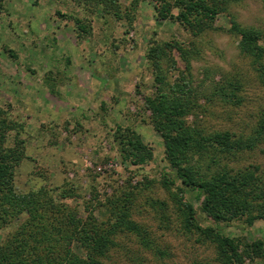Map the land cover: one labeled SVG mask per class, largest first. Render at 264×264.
Returning <instances> with one entry per match:
<instances>
[{
  "label": "rangeland",
  "instance_id": "374dc122",
  "mask_svg": "<svg viewBox=\"0 0 264 264\" xmlns=\"http://www.w3.org/2000/svg\"><path fill=\"white\" fill-rule=\"evenodd\" d=\"M107 9L84 0L0 3V103L15 106L14 114L25 122L23 137L28 141V158L16 171V190L27 192L46 182L59 186L65 178H73L81 198L72 203L83 209L82 195L89 198L91 183L100 196L112 189L136 187L132 217L148 227L162 253L141 249L134 239L119 238L123 247L112 251L110 264H217L212 245L181 229L161 184L167 163L162 139L149 124L150 112L144 108V96L156 90L146 53L154 43H183L190 68L173 50L176 65L170 80L182 72L189 78L195 98L208 96L213 83L223 76L246 79L241 92L245 100L237 107L221 102L211 105L206 97L201 99L206 112L200 116V124L208 130L247 134L264 110V85L240 54L238 37L228 30V16H218L215 29L193 37L178 22L157 17L152 0L136 4L134 0H116ZM230 12L242 26L264 30L260 0H241ZM74 17L82 19L89 34H77ZM117 125L136 129L152 147V160L126 167L112 140ZM261 148L244 153L230 165L256 162L264 169ZM202 167L206 170L205 164ZM195 193L187 191L185 197L195 206L203 225H215L233 237L264 242L261 220L250 226L243 221L215 224L200 211ZM156 200L166 202V218L158 211Z\"/></svg>",
  "mask_w": 264,
  "mask_h": 264
},
{
  "label": "trees",
  "instance_id": "16d2710c",
  "mask_svg": "<svg viewBox=\"0 0 264 264\" xmlns=\"http://www.w3.org/2000/svg\"><path fill=\"white\" fill-rule=\"evenodd\" d=\"M84 1L95 7L101 5L105 11L116 4V0ZM138 1L134 0L135 4ZM152 1L157 17L178 22L193 37L215 29L218 16H228V30L238 37L240 54L249 60L264 85V30L244 27L232 15L231 6L241 0ZM260 1L264 8V0ZM74 22L79 36L89 34L82 19L74 17ZM185 48L177 41L154 43L146 53L156 90L144 96V108L150 112L149 124L162 139L167 163L161 172V184L169 194L181 229L212 245L217 264H264L261 239L248 241L227 235L215 225H203L195 206L185 197L187 191H195L200 211L215 224L243 221L250 226L257 220L264 224L263 166L256 162L230 165L257 147L262 146L264 153V110L247 134L205 128L200 124V116L206 112L201 99L206 97L211 105L221 102L237 107L245 100L241 92L246 79L223 76L213 83L208 96L193 97L190 80L182 72L170 80L176 65L173 50L190 68ZM14 107L10 102L0 103V264H110L112 251L123 247L119 238L134 239L141 249L162 253L148 227L132 217L136 187L112 189L100 196L91 183L89 198L82 195L83 209L72 203L81 198L73 178H65L59 186L46 182L27 192H17L16 171L28 158V141L23 137L25 122L14 114ZM112 140L126 167L142 166L153 158L152 147L129 125H117ZM203 164L206 170H202ZM154 203L166 218V202ZM126 253H130L128 248ZM136 259L141 260L138 256Z\"/></svg>",
  "mask_w": 264,
  "mask_h": 264
}]
</instances>
